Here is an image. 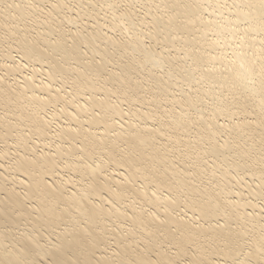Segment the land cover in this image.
<instances>
[{"label":"bare ground","instance_id":"bare-ground-1","mask_svg":"<svg viewBox=\"0 0 264 264\" xmlns=\"http://www.w3.org/2000/svg\"><path fill=\"white\" fill-rule=\"evenodd\" d=\"M0 264H264V0H0Z\"/></svg>","mask_w":264,"mask_h":264},{"label":"rangeland","instance_id":"rangeland-1","mask_svg":"<svg viewBox=\"0 0 264 264\" xmlns=\"http://www.w3.org/2000/svg\"><path fill=\"white\" fill-rule=\"evenodd\" d=\"M249 155H250V156H254V155H255V153H250Z\"/></svg>","mask_w":264,"mask_h":264}]
</instances>
